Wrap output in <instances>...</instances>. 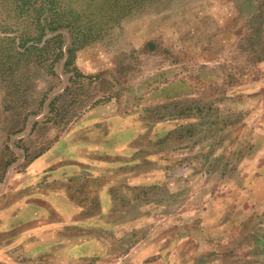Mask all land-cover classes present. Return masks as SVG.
<instances>
[{
	"label": "rangeland",
	"instance_id": "1",
	"mask_svg": "<svg viewBox=\"0 0 264 264\" xmlns=\"http://www.w3.org/2000/svg\"><path fill=\"white\" fill-rule=\"evenodd\" d=\"M0 264H264V0H0Z\"/></svg>",
	"mask_w": 264,
	"mask_h": 264
},
{
	"label": "crops",
	"instance_id": "2",
	"mask_svg": "<svg viewBox=\"0 0 264 264\" xmlns=\"http://www.w3.org/2000/svg\"><path fill=\"white\" fill-rule=\"evenodd\" d=\"M42 151L43 152L46 151V152L45 153L42 152L43 154L41 153L40 156H39V158L45 156L48 153L47 150H42ZM90 151H94V152H99L100 153L101 151H103V149L102 148L101 149L100 148H96L95 146H87V145H81L80 143H75V144H73L71 146L70 151L68 150V151L65 152V154H64V157L65 158H69L73 162H76V164H70L72 167H74L76 165V169H75L76 171H71L70 172V174L72 176L74 175V173H76V174L77 173H80V171H79V164H81V162H82V161H80V157L81 156H82L81 160L84 161L83 163L84 164H88L87 162L89 160L88 159V156L90 155ZM39 158H37L36 160H38ZM81 165H83V164H81ZM49 168H51V167H49ZM49 168H46L45 175L46 174L50 175V173H48ZM50 172H51V170H50ZM51 173H52L51 176L46 175L45 183H47V184H51L55 180L57 181V183H60V184L61 183L68 182L70 180V179H66V178L64 180H62L63 178H61V177L57 179L56 176H55V174L53 175V172H51ZM49 177H51V178H49ZM51 179H54V181H52ZM54 192H55V190H54ZM60 192H64V191H60ZM52 193L53 192H50L51 195H53ZM63 194H64V197L65 198H63L62 202L66 203L67 206L70 205V206L74 207L75 208V211L73 213L72 212L71 213L62 212V213H59V214L62 217L69 216L70 217V221H73L75 217H77L78 215H81V213L83 212V209L75 203L74 199H71L70 198V195H67L66 193H63ZM31 198H32V195L26 196V197H24L21 200L16 201V202L12 198H10V199H7V203L9 204V206L10 205H16L17 206L19 204V202H21V201H26V202H28V204L29 203L31 204V202H32L31 201ZM48 213H49V211H48Z\"/></svg>",
	"mask_w": 264,
	"mask_h": 264
}]
</instances>
